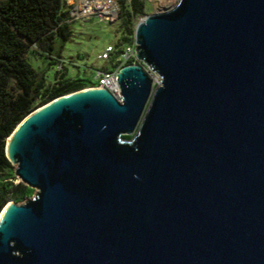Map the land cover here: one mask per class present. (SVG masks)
<instances>
[{"label":"water","instance_id":"obj_1","mask_svg":"<svg viewBox=\"0 0 264 264\" xmlns=\"http://www.w3.org/2000/svg\"><path fill=\"white\" fill-rule=\"evenodd\" d=\"M133 36L118 96L56 97L7 138L34 193L0 264H264V0H177Z\"/></svg>","mask_w":264,"mask_h":264},{"label":"trees","instance_id":"obj_2","mask_svg":"<svg viewBox=\"0 0 264 264\" xmlns=\"http://www.w3.org/2000/svg\"><path fill=\"white\" fill-rule=\"evenodd\" d=\"M123 37L111 60L134 41L135 19L144 13L142 0H119ZM64 0H3L0 3V211L9 201L21 203L34 190L15 182L14 168L5 155V144L15 127L35 108L50 100L96 85L93 79L66 77L62 67L48 72L71 37ZM31 54L41 66L32 67ZM58 75V76H56ZM129 140L131 136H121Z\"/></svg>","mask_w":264,"mask_h":264},{"label":"rangeland","instance_id":"obj_3","mask_svg":"<svg viewBox=\"0 0 264 264\" xmlns=\"http://www.w3.org/2000/svg\"><path fill=\"white\" fill-rule=\"evenodd\" d=\"M3 0H0V3ZM65 1V0H64ZM119 1V0H117ZM129 1V0H124ZM144 2V13L135 19V26L137 23L142 20L144 17L165 12L171 9L177 0H142ZM118 8L119 4L117 2ZM65 8L69 10L68 5L65 1ZM120 10L119 14L113 20L108 22L101 21L97 17H92L86 20H77L71 23V37L63 46L60 52V58L56 60H50L49 62H57L56 67H52L47 78V82H52L54 79L52 74L56 69L62 67V73L66 77H82V78H91L94 80V75L97 70H112V60L103 61L98 59V56L107 47H116L118 42L121 41L123 37V32L121 29L120 21ZM40 56L31 54L29 56V62L33 68L36 69V66H41ZM58 76V75H56ZM153 86L152 89L157 85V80L153 77ZM94 85H87L86 88H93ZM83 90V89H82ZM15 182H18L16 179ZM22 203V202H21Z\"/></svg>","mask_w":264,"mask_h":264},{"label":"built area","instance_id":"obj_4","mask_svg":"<svg viewBox=\"0 0 264 264\" xmlns=\"http://www.w3.org/2000/svg\"><path fill=\"white\" fill-rule=\"evenodd\" d=\"M69 7L68 18L66 23H72L80 19H90L97 17L101 21H110L116 18L119 14L117 0H65ZM116 48L107 47L98 56V59L103 61L111 60V56L115 53ZM112 70H97L94 75V81L97 84L93 88L103 89L118 96L119 88L116 75L125 66H142V63L137 59L135 53V42L127 45L118 54L115 60H112ZM61 68V66H60ZM58 68V69H60Z\"/></svg>","mask_w":264,"mask_h":264},{"label":"bare ground","instance_id":"obj_5","mask_svg":"<svg viewBox=\"0 0 264 264\" xmlns=\"http://www.w3.org/2000/svg\"><path fill=\"white\" fill-rule=\"evenodd\" d=\"M152 79H153V76H152ZM156 80V79H155ZM89 90H103V89H97V88H88ZM11 206V202L9 201V202H7L6 204H5V206L2 208V210L0 211V222H1V220L4 218V216H5V212H6V210H7V208L8 207H10Z\"/></svg>","mask_w":264,"mask_h":264}]
</instances>
